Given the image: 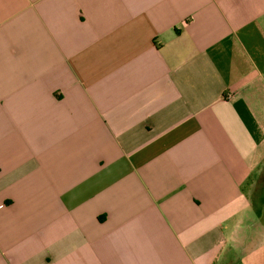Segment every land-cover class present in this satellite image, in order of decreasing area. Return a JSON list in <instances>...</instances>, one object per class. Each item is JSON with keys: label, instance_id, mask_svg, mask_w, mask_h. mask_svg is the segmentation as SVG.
Here are the masks:
<instances>
[{"label": "crops", "instance_id": "obj_1", "mask_svg": "<svg viewBox=\"0 0 264 264\" xmlns=\"http://www.w3.org/2000/svg\"><path fill=\"white\" fill-rule=\"evenodd\" d=\"M0 264H264V0H0Z\"/></svg>", "mask_w": 264, "mask_h": 264}]
</instances>
